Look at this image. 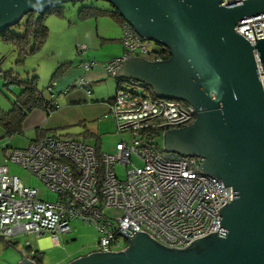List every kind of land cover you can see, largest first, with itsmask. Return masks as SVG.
<instances>
[{
  "label": "water",
  "instance_id": "1",
  "mask_svg": "<svg viewBox=\"0 0 264 264\" xmlns=\"http://www.w3.org/2000/svg\"><path fill=\"white\" fill-rule=\"evenodd\" d=\"M85 0H0V32L32 12ZM137 36L170 51L168 62L126 60L117 77L148 85L155 97L194 108L195 122L163 134V150L199 156L201 174L232 189L218 212V231L184 250L159 246L144 233L122 253H91L70 264H264V94L254 51L264 71V40L252 47L235 32L264 14V0L223 6L221 0H102ZM23 257L18 264H35Z\"/></svg>",
  "mask_w": 264,
  "mask_h": 264
},
{
  "label": "built area",
  "instance_id": "2",
  "mask_svg": "<svg viewBox=\"0 0 264 264\" xmlns=\"http://www.w3.org/2000/svg\"><path fill=\"white\" fill-rule=\"evenodd\" d=\"M221 1L226 6L245 0ZM121 30L124 53L105 64L108 77L119 79L118 72L130 58L163 62L170 55L166 47L140 38L126 23ZM235 31L254 46L264 40V14L240 21ZM76 50L82 55L86 46ZM255 60L264 94V71L257 54ZM94 65L87 62L81 68L89 71ZM120 80L108 106L120 140L113 154L98 157L96 149L85 143L46 136L5 156L0 166V240L25 234L59 244V236L72 232V222H82L98 234L95 253H122L130 240L119 233V225L124 230L130 224V229L172 250H184L218 231V211L232 201V189L198 171L204 158L167 153L156 142L167 131L192 125L196 111L185 102L153 96L144 83ZM84 86L80 80L75 87ZM50 103L56 110L57 104ZM124 133L130 134V142ZM6 163L38 179L56 201L40 200L38 190L10 175ZM117 166L125 168L124 178L117 175ZM106 211L113 215L106 216Z\"/></svg>",
  "mask_w": 264,
  "mask_h": 264
},
{
  "label": "crops",
  "instance_id": "3",
  "mask_svg": "<svg viewBox=\"0 0 264 264\" xmlns=\"http://www.w3.org/2000/svg\"><path fill=\"white\" fill-rule=\"evenodd\" d=\"M85 31L84 36L80 34L77 37L76 33L70 44L71 53L66 64L70 63L72 67L56 80L51 81L45 89L43 96L49 102L54 101L57 104V109L49 114L41 110H33L22 123L21 134L12 138L6 137L3 129L0 128V166L3 165L5 156L11 150L28 147L32 142L38 141L46 132L52 131L59 138L77 141V128H82L84 131L82 134L87 132L102 139L101 134L103 133H101L99 125L96 130L87 129V125L94 122L100 124L103 120H107V117H111L108 114V106L115 96L117 81L107 76L105 64L123 55L122 30L116 21L105 17L94 20L93 28L90 30L85 27ZM78 45L86 46L82 55H79L76 50ZM132 59H141L152 63L140 57L128 60ZM87 62L95 63V65L89 71H84L81 64ZM60 66L58 64V67ZM80 80L85 82V86L81 90L75 87ZM49 86H52L50 93L47 91ZM81 140L82 138L78 139V141ZM85 144L95 148L94 140H87ZM114 151L105 153L101 150L104 154H113ZM10 165L13 164H5L8 173L17 177L10 173ZM23 245H25L26 252ZM55 246H59V244L54 243L50 238L37 240L29 235L17 234L10 241L0 240V264H18L23 260L21 254L29 262H34L35 252L44 256L46 251Z\"/></svg>",
  "mask_w": 264,
  "mask_h": 264
},
{
  "label": "rangeland",
  "instance_id": "4",
  "mask_svg": "<svg viewBox=\"0 0 264 264\" xmlns=\"http://www.w3.org/2000/svg\"><path fill=\"white\" fill-rule=\"evenodd\" d=\"M63 10V18L54 16L47 17L45 25L48 28V35L42 47L32 55L25 56L21 63L19 62L18 51L12 44H5L0 40V70L3 74L10 73L13 80L31 81L37 77V89L45 94L46 87L50 84L59 65L66 64V60L71 53L70 44L76 33L77 37L86 34L85 27L90 30L94 26V20L81 22L78 20V12L83 7H96L109 10L110 5L102 0H85L83 2L66 3L60 5ZM16 34L22 31L13 30ZM81 36V37H82ZM78 58V57H77ZM57 65V66H56ZM56 66L54 69L53 67ZM20 92V88L13 83L5 87L4 79L0 78V110L9 111L15 100V96ZM97 125L100 127L102 139H100L101 150L105 153H112L115 145L120 141L115 132L113 119L107 117L102 123L94 122L87 125V129L96 130ZM83 129L77 128V141L87 132L82 134ZM80 133V135H78ZM122 137L130 142V134L124 133ZM102 140V141H101ZM75 141V140H74ZM160 148L163 149V138L159 137L156 141ZM137 165L138 162L135 161ZM10 173L16 175L20 181L27 187L38 190V198L46 202H55L56 196L50 193L42 183L26 170L10 165ZM117 175L125 177L126 170L121 166L115 169ZM106 216L113 215L111 211L104 213ZM72 232L67 235L58 237L59 246L45 252L42 257V264H66L72 261L86 257L97 251L98 234L91 225H84L82 222H72ZM26 252L25 245H23ZM29 254V253H28Z\"/></svg>",
  "mask_w": 264,
  "mask_h": 264
},
{
  "label": "trees",
  "instance_id": "5",
  "mask_svg": "<svg viewBox=\"0 0 264 264\" xmlns=\"http://www.w3.org/2000/svg\"><path fill=\"white\" fill-rule=\"evenodd\" d=\"M62 10L63 8L61 6H51L46 9L43 14L32 12L22 18V20L16 25L1 31L0 40L5 44L14 45L18 51V60L21 63L25 56L32 55L37 52L45 43L48 35V28L45 25L46 18L50 16L63 18L64 16ZM77 16L78 20L81 22L106 17L116 21L121 27L125 24L124 20L116 11L112 9L111 6L109 10L96 7H83L80 9ZM14 29L22 31L21 34L13 32ZM170 59L171 55H168L164 58L163 62H168ZM71 67L72 65L70 63L58 67L51 81L56 80ZM0 72L2 74V78L4 79L5 87H7L10 83H13V85L20 88V92L17 96H15L11 109L6 112L0 110V128L3 129L6 137L12 138L21 134L22 123L33 110H41L49 114L54 111V107L45 99L43 96L44 94L37 89V77H33L31 81H19L13 80L10 73L3 74L1 70ZM116 81L117 86H119L121 80L117 79ZM152 94L155 96L153 91ZM46 136L57 138V136L50 131L44 133L39 140ZM87 140L95 141V149L99 157L102 153L100 147V137L86 133V135L83 136V139L78 142L85 143ZM42 257L43 255L41 253L35 252L33 256L35 264H42Z\"/></svg>",
  "mask_w": 264,
  "mask_h": 264
},
{
  "label": "clouds",
  "instance_id": "6",
  "mask_svg": "<svg viewBox=\"0 0 264 264\" xmlns=\"http://www.w3.org/2000/svg\"><path fill=\"white\" fill-rule=\"evenodd\" d=\"M246 19V18H245ZM238 25V24H237ZM236 28V27H235ZM236 32V31H235ZM256 44V43H255ZM255 46V45H254ZM254 46H252V47H254ZM255 54H257L256 53V51H254V58H255ZM257 56H258V54H257ZM258 60H259V56H258ZM255 62H256V60H255ZM257 64V63H256ZM259 65H260V61H259ZM260 67H261V65H260ZM257 69H258V65H257ZM262 69V68H261ZM117 80V79H116Z\"/></svg>",
  "mask_w": 264,
  "mask_h": 264
}]
</instances>
